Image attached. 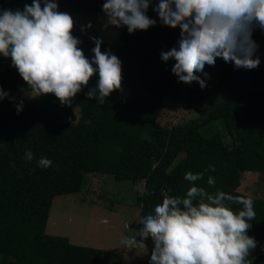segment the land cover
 Instances as JSON below:
<instances>
[{"label":"trees","instance_id":"16d2710c","mask_svg":"<svg viewBox=\"0 0 264 264\" xmlns=\"http://www.w3.org/2000/svg\"><path fill=\"white\" fill-rule=\"evenodd\" d=\"M32 0H0V9L23 10ZM59 10L72 14L102 12L103 0H57ZM147 15L157 20L147 31L129 34L123 28L117 47H106L122 62V89L105 98L104 104L86 96L83 88L70 104L61 105L53 95L37 97L16 105L0 101V264H103L100 249L72 244L67 237L45 232L49 203L57 196L79 193L85 177L108 175L115 181H143L140 198L141 219L152 213L164 193L184 195L189 183L186 172L204 173L197 182L210 193L222 190L234 196L241 174L264 175V67L236 69L217 58L215 66H205L220 73L215 86L206 91L183 84L162 71L165 63L160 53L177 45L179 29L159 22L150 7ZM260 30L253 33L256 42ZM86 57L93 58L95 46L90 36L76 35ZM98 76L89 82L95 87ZM0 87L21 92L26 84L11 67L10 59L0 57ZM133 88L146 91V98L132 97ZM166 98L192 109L197 116L182 124L161 127L156 121L162 100ZM80 118L74 131L61 128L65 117L74 120L73 108ZM218 122L230 138L224 142L221 131L204 135L203 128ZM26 150L33 159L24 158ZM181 153L191 156L192 164L178 160ZM49 158V168L37 161ZM209 165L215 167L210 171ZM215 185L208 186L207 178ZM256 213L248 231L258 248L247 258L249 264H264V199L250 197ZM241 210L242 205H230ZM141 227V225H140ZM148 255L152 248L149 240Z\"/></svg>","mask_w":264,"mask_h":264},{"label":"clouds","instance_id":"9594fccd","mask_svg":"<svg viewBox=\"0 0 264 264\" xmlns=\"http://www.w3.org/2000/svg\"><path fill=\"white\" fill-rule=\"evenodd\" d=\"M150 7L163 26L180 31L177 45L160 53L163 62H175L171 72L178 82H196L204 89L210 78L205 66L214 67L217 58L236 69L260 65L252 37L256 30L264 32V0H103L102 12L107 26L126 28L131 35L157 24L147 15ZM74 28L73 17L59 10L57 0H32L23 10L0 9V57L10 59L26 84L20 89L24 98L53 95L65 105L87 87V98L102 105L122 89L118 56L101 50L102 38L90 36L95 46L89 59ZM97 76L95 87H89ZM9 96L0 87V101ZM16 110L23 111V100ZM24 158L31 161L33 153L26 150ZM37 163L46 169L53 162L41 157ZM203 178L204 173L186 172L189 187L184 195L164 193L152 213L141 219L139 239L124 237L121 243L146 249L150 240L149 264H249L247 258L257 246L248 235L256 215L253 200L222 190L210 193L197 185ZM207 185H215L214 177L207 178ZM232 204L242 209L233 210Z\"/></svg>","mask_w":264,"mask_h":264},{"label":"rangeland","instance_id":"374dc122","mask_svg":"<svg viewBox=\"0 0 264 264\" xmlns=\"http://www.w3.org/2000/svg\"><path fill=\"white\" fill-rule=\"evenodd\" d=\"M75 21L73 35L82 32L88 36L103 39L106 47H117L119 45V34L123 28L116 29L107 26L103 12L72 14ZM91 22L92 28L87 24ZM258 45L257 56L261 58L264 67V32H260L256 40ZM175 62L168 61L162 65V71L176 78L171 68ZM210 76L203 90L210 91L218 81L220 73L206 68ZM203 78V77H202ZM177 79V78H176ZM189 85L200 88L199 84L192 82ZM201 89V88H200ZM6 100L16 106L23 100V104L33 99H27L21 92H12ZM132 97L146 98L147 93L143 89L133 88ZM75 118L65 117L61 128L74 131L80 118L78 108H73ZM197 116L192 109L179 103L171 102L164 98L156 121L161 127H172L182 124ZM204 135L214 131H221L224 142L229 144L230 138L222 131L218 122L201 130ZM183 160L187 165L192 164V158L186 153H181L178 160ZM144 182L136 183L130 181L117 182L108 175H87L83 189L76 194L57 196L49 203V217L45 232L53 236H64L72 244L100 249L104 253L103 264H149V255L146 249H128L122 243L124 237L136 236L141 221L140 198L144 193ZM239 193L250 197L264 199V175L257 172H244L241 174V184L237 189ZM4 215L0 212V220L13 214ZM139 239V238H138ZM258 248V245L255 249Z\"/></svg>","mask_w":264,"mask_h":264}]
</instances>
